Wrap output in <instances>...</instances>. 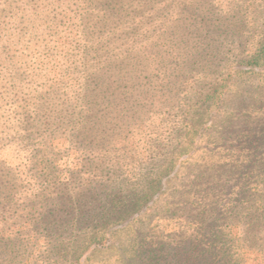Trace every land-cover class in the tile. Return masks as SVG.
I'll return each instance as SVG.
<instances>
[{"label": "rangeland", "instance_id": "obj_1", "mask_svg": "<svg viewBox=\"0 0 264 264\" xmlns=\"http://www.w3.org/2000/svg\"><path fill=\"white\" fill-rule=\"evenodd\" d=\"M263 45L264 0H0V264H181L215 229L264 264Z\"/></svg>", "mask_w": 264, "mask_h": 264}, {"label": "trees", "instance_id": "obj_2", "mask_svg": "<svg viewBox=\"0 0 264 264\" xmlns=\"http://www.w3.org/2000/svg\"><path fill=\"white\" fill-rule=\"evenodd\" d=\"M264 46V45H263ZM178 56V55H176ZM182 59H180V62H176V66L172 68L170 76L173 74V72H176V76L178 72L180 74L184 72L185 68H188L190 66H194L199 61V58L201 56H192V55H181ZM181 57H177L178 59ZM203 60V59H202ZM206 61V60H205ZM204 61V62H205ZM184 74V73H182ZM152 187H155V185H152ZM150 187V188H152ZM143 197H148V193H144ZM133 203L131 206H138L139 199L135 200H128L127 198L123 197L122 195H117L112 198V200L108 201L106 204L103 202V204L99 205V207L102 209V212L99 214H90L88 213L87 219H95L98 218V223H102L101 225H105L110 220L118 217L123 211H127L126 207ZM84 216V215H83ZM75 217L73 215L70 219L67 220L64 219V217L60 216L58 218L54 217L50 219L49 217L45 218V222L52 226L51 224L57 225V227L61 226V224L65 223H73L74 225L77 224V222L82 223L83 221H78L79 218ZM52 222V223H51ZM200 222L199 224L203 225L204 222ZM53 229V227H52ZM209 229V228H208ZM48 230V229H47ZM213 231V230H212ZM211 232V231H209ZM196 233L195 238H189L186 237L183 241V244L185 246H188L189 249L186 251V256L182 258L181 264H231L232 262H243V257L241 252L248 247H245L244 245L233 247L234 243L237 242V244H242L240 242V238L238 235L231 234L230 231H226L225 229H215V232L212 233ZM235 248V255L232 254L230 256H226V252L228 251V248ZM163 246L157 249H150L148 250V257L152 258L155 262L160 263L162 258V255L159 253L158 250H161ZM220 253L223 256H226L222 262L220 263H214L213 260H215L213 255ZM216 256V255H215Z\"/></svg>", "mask_w": 264, "mask_h": 264}]
</instances>
